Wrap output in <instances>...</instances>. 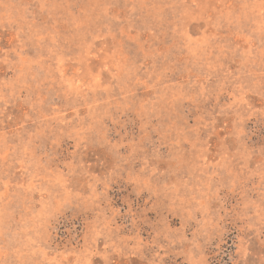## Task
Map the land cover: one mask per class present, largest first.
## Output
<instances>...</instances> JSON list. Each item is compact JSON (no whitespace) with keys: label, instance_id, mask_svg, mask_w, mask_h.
<instances>
[{"label":"rangeland","instance_id":"1","mask_svg":"<svg viewBox=\"0 0 264 264\" xmlns=\"http://www.w3.org/2000/svg\"><path fill=\"white\" fill-rule=\"evenodd\" d=\"M0 264H264V0H0Z\"/></svg>","mask_w":264,"mask_h":264}]
</instances>
